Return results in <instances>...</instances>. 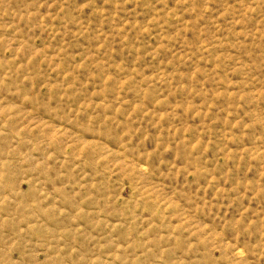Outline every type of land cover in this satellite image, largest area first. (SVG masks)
Returning a JSON list of instances; mask_svg holds the SVG:
<instances>
[{
  "label": "rangeland",
  "instance_id": "rangeland-1",
  "mask_svg": "<svg viewBox=\"0 0 264 264\" xmlns=\"http://www.w3.org/2000/svg\"><path fill=\"white\" fill-rule=\"evenodd\" d=\"M0 264H264V0H0Z\"/></svg>",
  "mask_w": 264,
  "mask_h": 264
}]
</instances>
